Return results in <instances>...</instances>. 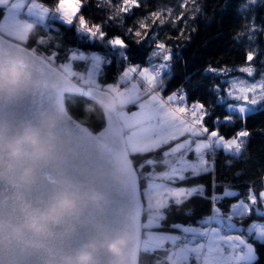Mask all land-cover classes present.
Listing matches in <instances>:
<instances>
[{
	"label": "snow or ice",
	"instance_id": "6c2138e0",
	"mask_svg": "<svg viewBox=\"0 0 264 264\" xmlns=\"http://www.w3.org/2000/svg\"><path fill=\"white\" fill-rule=\"evenodd\" d=\"M54 7H48L38 0H0V56H28L48 72H56L68 81H78L76 94L82 98L116 96L121 106L105 119L106 126L94 133L74 117L68 124L61 125L60 136H74L77 147L88 165L91 175L85 176L76 169H70V175L76 180L90 179L107 185L110 201L107 212L102 216L104 224L113 234L129 233L128 261L136 264L140 251L166 254L163 264H259L260 254L256 245L264 248V179L259 181L260 189H247L244 198L240 193L225 189L222 194L215 193V185L210 196H205L204 186H182L188 179L215 171V158L219 151L239 158L251 133L247 130L249 116L257 111L250 106L264 105V74L256 82L248 83L240 78L229 81L227 96L238 103L228 104L232 115L217 117L211 126L206 118L211 114L205 104L189 103L187 94L177 90L167 95L162 94L164 76L171 68L173 53L165 43L156 45L148 63L150 67L127 64L116 82L102 84V73L106 65L110 66L115 56L116 62L128 60L129 47L122 36L106 38L107 33L101 24H90L82 13L85 0H52ZM256 0H246L241 6V14L250 11L249 5ZM111 7V0H107ZM189 5H196V0H181L182 11L177 21L186 18ZM141 6V0H120L118 14H128ZM168 9V15L171 14ZM163 12H152V24H164ZM243 18V17H242ZM115 20L116 17H111ZM60 22L68 30L75 29L78 44L101 43L110 46V53L105 56L95 51L82 48L65 49L59 65L56 59L59 51H46L38 54L33 45L60 49L51 35H39L59 29L53 22ZM248 32L264 33V26H257L255 20L243 25ZM150 25L140 21L138 29H126V36L132 35L144 39L149 35ZM143 30V33L142 31ZM249 40L252 36L247 37ZM139 42V40H137ZM264 50L245 52L246 65L239 69L252 77L257 69L255 62L264 64L259 57ZM159 57L162 62L153 63ZM78 62L84 71H77ZM217 72L215 68L207 69ZM228 69H220V74ZM121 84L125 86L122 88ZM219 90V86H216ZM223 99V97H221ZM44 104L50 108L64 110L66 107L63 93L49 95ZM129 108L136 110L130 111ZM15 111L30 123L37 122L35 103L25 100L15 106ZM3 113L0 112V116ZM239 125V130L232 135L221 132V126ZM159 153V157L153 154ZM143 157V159H137ZM162 166V171H156ZM147 169V171H145ZM120 172L127 178L123 187L113 183L107 175ZM198 195L213 205L211 214L200 218L196 223L185 226L182 223L169 225L173 231H164L167 218L173 210L192 197ZM225 198H239L238 202L228 205V211L217 207ZM257 215L259 219L251 217ZM238 218V219H237ZM247 221V223H245ZM88 234L84 233L86 237ZM112 258L105 257V264Z\"/></svg>",
	"mask_w": 264,
	"mask_h": 264
},
{
	"label": "trees",
	"instance_id": "16d2710c",
	"mask_svg": "<svg viewBox=\"0 0 264 264\" xmlns=\"http://www.w3.org/2000/svg\"><path fill=\"white\" fill-rule=\"evenodd\" d=\"M38 1L50 8L54 7L52 0ZM85 2L87 6L82 9L81 14L90 24H101L102 30L107 33L106 38L119 35L125 38L129 45L126 52L127 61L117 63L115 56H112L113 63L104 67L102 84L116 82L118 75L129 63L150 67L149 58L156 50V45L163 42L173 53L171 68L164 76V93L183 87L187 91L189 103L199 101L205 104L211 114L210 118H206L209 126L217 117L223 120L224 116L232 115L227 108V103L232 101L227 98L228 79L240 75L239 67L246 64V51L264 50V33L257 31L252 34L243 25L251 23L254 18L257 26H264V0H256L255 5H249L251 10L242 14L240 9L245 5L246 0H196V5H189L186 18L180 21L176 18L182 11L181 0H141V6L134 8L128 14L117 13L120 0H111V7L108 6L107 0H85ZM168 9L172 10L170 15ZM152 12H163L161 18L165 23L161 25L157 21V24L153 25ZM111 17L116 19L113 20ZM140 21H146L150 25L148 37L139 39L132 35L129 39L126 36V29L132 28L134 32L138 29ZM53 23L54 27L59 29V33L55 30L45 33L42 29H38L37 32L46 37L51 35L54 38L53 42L60 45V49L53 48L51 44L47 48L33 45L31 39L26 46L29 48L35 46L38 54L59 51L57 65L61 62L65 49L69 48L79 47L105 56L110 53V46L101 43L78 44L74 28L68 30L58 21ZM141 31L143 33V30ZM249 35L252 36L251 40L247 38ZM259 60L264 61V55L260 56ZM159 62H162L159 57L153 58V63ZM253 66L257 69L255 75L263 74L264 64L255 62ZM211 67L229 71L224 74L207 71ZM74 68L77 71H84L78 62L74 64ZM216 86H219V91ZM65 103L69 113L93 132H98L104 127L105 118L97 119L96 115L85 112L86 106L94 107L92 100L82 98L78 94H69L65 98ZM257 109L247 120V130L251 135L247 138L242 155L233 158L231 154L219 151L215 158L214 172L188 179L182 186L203 185L205 196L212 194L213 185L216 194H222L227 186L228 189L240 193L239 198H244L249 186L254 190L260 189L258 182L264 179V105H259ZM237 130H239L238 124L229 126L228 122H225L221 126V132L227 135H232ZM153 155L159 157V153ZM162 170H165L162 166L156 169V171ZM239 198H225L216 206L227 212L228 205L238 202ZM212 207L209 200L196 195L184 203L178 213L173 210L163 230L172 232L173 230L168 226L177 222L198 226L196 222L210 215ZM251 219L257 220L259 217L253 215ZM256 247L261 257L259 264H264V248L259 244ZM165 258L164 252L150 254L141 251L139 263L163 264Z\"/></svg>",
	"mask_w": 264,
	"mask_h": 264
},
{
	"label": "clouds",
	"instance_id": "9594fccd",
	"mask_svg": "<svg viewBox=\"0 0 264 264\" xmlns=\"http://www.w3.org/2000/svg\"><path fill=\"white\" fill-rule=\"evenodd\" d=\"M55 81H40L34 75L29 58L24 56H0V102L14 103L20 98L37 95L48 88H56ZM94 107L86 106L85 112L96 115L97 119L109 117L121 106L116 96L100 97L93 101ZM62 114L43 110L38 122L25 123L15 134L0 131V180L14 185H31L39 175V169L54 162L59 155V126ZM7 128V125H0ZM118 183L127 184V178L120 174ZM108 197L100 191H81L66 188L59 191L43 208L23 203L24 219L0 221V247L7 248L9 237L23 240L26 233L41 238L36 246L43 247V241L56 237V229L64 226L69 218L78 219L91 204L103 206ZM75 231L71 226L64 234ZM131 236L121 233L116 236L105 235L103 239H92L75 251L66 252L49 264H101L98 252L106 249L113 257L112 264H129L128 246Z\"/></svg>",
	"mask_w": 264,
	"mask_h": 264
},
{
	"label": "water",
	"instance_id": "95a60500",
	"mask_svg": "<svg viewBox=\"0 0 264 264\" xmlns=\"http://www.w3.org/2000/svg\"><path fill=\"white\" fill-rule=\"evenodd\" d=\"M21 46L27 47L23 44ZM24 57L29 58L37 79L45 83L55 81L58 86L54 89H45L37 95L28 94L14 103L0 102V112L3 113L0 116V125H7L6 129L0 128V131L15 134L25 123H29L15 111V106L22 104L25 100L33 101L38 114L37 122L39 113L43 110L62 114L59 126V155L54 162L39 169L38 178L31 185H14L0 180V221L22 222L24 219L21 207L23 203H30L36 208H43L59 191L66 188L81 191H100L108 197L103 206L91 204L85 208L81 217L78 219L69 218L64 226L57 227L56 237L43 241V247L38 248L36 246L41 242V238L33 233H26L24 239L20 241L12 240L9 237L8 247H0V264H49L50 261L60 258L66 252L75 251L92 239H103L105 235L116 236L119 234L110 232L102 220V216L110 206V195L106 190L107 185H102L90 179L76 180L70 175V169H76L85 176L91 175L88 165L84 162L77 147L76 138L74 136H60L61 125L68 124L70 117L73 116L68 112L67 107L64 110H58L44 104L45 98L52 94L63 93L64 98L69 94H76L79 85L75 80L68 81L56 72H48L39 64L34 63L30 57ZM96 98L100 97H94L92 100ZM83 125L88 127L85 124ZM120 174L122 173L112 172L107 175L113 183L121 186L118 183ZM71 226L75 227V231L70 235H65V229ZM84 233L88 235L84 237ZM4 235L5 233H0V237ZM98 256L101 264H105V257L110 256L112 259L109 264H112L113 257L106 249H101ZM139 256L140 252L136 256V264H139Z\"/></svg>",
	"mask_w": 264,
	"mask_h": 264
},
{
	"label": "rangeland",
	"instance_id": "374dc122",
	"mask_svg": "<svg viewBox=\"0 0 264 264\" xmlns=\"http://www.w3.org/2000/svg\"><path fill=\"white\" fill-rule=\"evenodd\" d=\"M39 2V1H38ZM244 66H247L246 64L245 65H241L240 67H239V69L241 68V67H244ZM212 68V67H211ZM217 72H219V69H217ZM122 74V73H121ZM263 74H264V72H263ZM262 75V74H261ZM261 75L260 76H257V75H255V73H254V75L252 76V77H249L246 73H240V75H235V76H231V77H229V81L231 80V79H233V78H240V79H243V80H246L248 83H252V82H256V81H259L260 79H261ZM125 85L124 84H121V87L123 88ZM231 87V84L229 83V88ZM228 88V89H229ZM177 90H183V92L184 93H186L187 94V91L182 87V88H177V89H175V90H173V91H169V92H166V94L164 93V91H163V95L166 97L167 95H169V94H171L172 92H175V91H177ZM220 90V89H219ZM218 90V91H219ZM187 98H188V95H187ZM227 98H229L230 100H232L231 102H228L227 103V108H228V104H231V103H238V101H235L232 97H230V96H227ZM221 101H223V100H221ZM194 102H199V101H194ZM192 103V102H191ZM259 105H257V106H250V107H254V108H257ZM130 111H133V110H136V109H134V108H130L129 109ZM228 110L230 111V112H232V110L230 109V108H228ZM186 187V186H185ZM228 190H231V191H234L233 189H228ZM185 226H187V225H189V224H184ZM192 225V224H191ZM193 226H196V225H193ZM168 232V231H167Z\"/></svg>",
	"mask_w": 264,
	"mask_h": 264
},
{
	"label": "bare ground",
	"instance_id": "6f19581e",
	"mask_svg": "<svg viewBox=\"0 0 264 264\" xmlns=\"http://www.w3.org/2000/svg\"><path fill=\"white\" fill-rule=\"evenodd\" d=\"M75 94V93H74ZM92 100V99H91ZM92 101H94V100H92ZM69 112V111H68ZM141 252V251H140ZM139 258H140V256H139ZM140 264V263H139Z\"/></svg>",
	"mask_w": 264,
	"mask_h": 264
}]
</instances>
